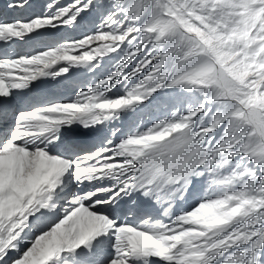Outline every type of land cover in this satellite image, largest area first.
<instances>
[{
	"label": "snow or ice",
	"instance_id": "6c2138e0",
	"mask_svg": "<svg viewBox=\"0 0 264 264\" xmlns=\"http://www.w3.org/2000/svg\"><path fill=\"white\" fill-rule=\"evenodd\" d=\"M0 264H264V0H6Z\"/></svg>",
	"mask_w": 264,
	"mask_h": 264
}]
</instances>
